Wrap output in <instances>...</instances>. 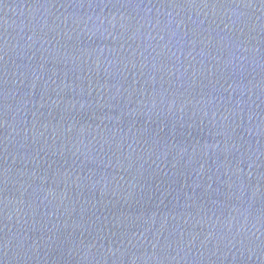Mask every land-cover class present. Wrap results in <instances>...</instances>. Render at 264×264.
<instances>
[{
    "label": "water",
    "instance_id": "water-1",
    "mask_svg": "<svg viewBox=\"0 0 264 264\" xmlns=\"http://www.w3.org/2000/svg\"><path fill=\"white\" fill-rule=\"evenodd\" d=\"M0 264H264V0H0Z\"/></svg>",
    "mask_w": 264,
    "mask_h": 264
}]
</instances>
